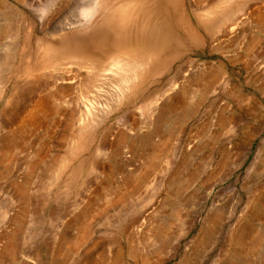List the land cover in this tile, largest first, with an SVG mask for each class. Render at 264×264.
Segmentation results:
<instances>
[{"label":"rangeland","instance_id":"1","mask_svg":"<svg viewBox=\"0 0 264 264\" xmlns=\"http://www.w3.org/2000/svg\"><path fill=\"white\" fill-rule=\"evenodd\" d=\"M0 264H264V0H0Z\"/></svg>","mask_w":264,"mask_h":264},{"label":"bare ground","instance_id":"2","mask_svg":"<svg viewBox=\"0 0 264 264\" xmlns=\"http://www.w3.org/2000/svg\"><path fill=\"white\" fill-rule=\"evenodd\" d=\"M121 2V1H120ZM129 4L128 1H123L120 5H118L116 8H114L113 10L111 11H107V12H110L108 15H109V18H108V15L106 17V21L103 22V24L101 25H111V26H115V22L118 23L119 25L121 24H125V21L126 19L128 20V18H130L131 16H133V12L131 13L129 10H128V7H129ZM111 5V4H109ZM115 5V4H114ZM110 7V6H108ZM133 7V6H132ZM96 8V7H94ZM214 9L210 8V10H208L211 14V12H214L213 11ZM106 11V10H105ZM104 11V12H105ZM105 12V13H107ZM147 13V12H146ZM103 16V15H102ZM104 18V17H103ZM108 19V20H107ZM114 19V21H113ZM131 22V21H130ZM128 23V22H127ZM133 46V45H132ZM137 48V47H136ZM130 48H123V53L122 55L121 54H117L115 55L116 53H118V51L114 54L112 52V54H114L112 57H111V60H106V64L104 66V70H102L105 74H103L107 79H111V77H116L118 78V82L121 81V82H126V84H128L130 81L132 82L134 79H136L134 77V74L136 72V69L138 68V71L139 72V68L141 67V63H142V60L144 61L145 59L148 60V58H146L145 56H141L143 54V52L141 53V55L139 54V57L138 55H135L136 54V50H130ZM139 50V48H137ZM118 50V49H117ZM130 51V52H128ZM142 51V50H141ZM120 53V52H119ZM139 53V52H138ZM107 55V54H106ZM109 56V55H108ZM107 56V57H108ZM147 56V55H146ZM150 56V54H149ZM131 58H134V59H131ZM142 58V59H141ZM150 59V58H149ZM105 60V59H104ZM146 60V61H147ZM94 63V61H92ZM145 63V62H143ZM145 65V64H144ZM100 68V67H99ZM102 68V67H101ZM142 70V69H141ZM99 71V70H98ZM112 74H115L114 76H112ZM136 75V74H135ZM103 76V77H104ZM110 77V78H109ZM101 78V77H100ZM94 79V78H93ZM114 79V78H112ZM100 81V79H99ZM135 81V80H134ZM116 82V81H115ZM106 83V82H105ZM139 83V82H138ZM104 84V83H103ZM119 84V83H118ZM122 84V83H121ZM125 84V83H124ZM132 84V83H131ZM94 86V85H93ZM96 87V86H95ZM101 87H103L101 85ZM100 87V88H101ZM124 87V86H123ZM127 87V86H126ZM126 89V88H125ZM106 91V90H105ZM113 91V89H112ZM123 91V90H122ZM124 92V91H123ZM121 94V93H120ZM52 95V94H51ZM105 96V95H104ZM48 99H51V97ZM48 99H42L38 104H37V107L35 109L36 113L37 114L36 116H38V108H40L41 112L43 111V108L46 107V104L49 101ZM102 100V99H101ZM112 100V99H111ZM113 101V100H112ZM110 103V102H109ZM96 108V107H95ZM89 109V108H88ZM86 110V113L89 114V110ZM92 109V108H91ZM46 110V108H45ZM83 110V109H82ZM85 110V109H84ZM164 111H160L159 112V118L163 117ZM82 113V112H81ZM84 113V112H83ZM85 113V114H86ZM83 115V114H82ZM33 117V116H32ZM95 117V116H94ZM159 123V121H158ZM87 127V126H86ZM80 130V129H79ZM121 139V138H120ZM244 236H245V233L241 234L240 236L237 235L235 238L237 241H243L244 239Z\"/></svg>","mask_w":264,"mask_h":264}]
</instances>
